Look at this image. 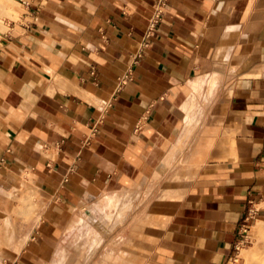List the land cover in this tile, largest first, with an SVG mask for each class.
<instances>
[{
	"label": "crops",
	"instance_id": "0c3cea01",
	"mask_svg": "<svg viewBox=\"0 0 264 264\" xmlns=\"http://www.w3.org/2000/svg\"><path fill=\"white\" fill-rule=\"evenodd\" d=\"M18 2L0 264H230L264 222V0Z\"/></svg>",
	"mask_w": 264,
	"mask_h": 264
},
{
	"label": "rangeland",
	"instance_id": "374dc122",
	"mask_svg": "<svg viewBox=\"0 0 264 264\" xmlns=\"http://www.w3.org/2000/svg\"><path fill=\"white\" fill-rule=\"evenodd\" d=\"M18 1L19 0H7V11L5 10L4 16L7 30L5 29L6 31H4V29L0 28V46L7 36L15 33L16 28L23 22V8ZM258 226L264 227V222L259 223L255 220L247 227L239 250L231 259L230 264H264V236L255 231V227ZM13 236V234H0L1 245H6L7 241ZM80 252L81 251H79V253ZM82 252L84 253L85 250Z\"/></svg>",
	"mask_w": 264,
	"mask_h": 264
},
{
	"label": "bare ground",
	"instance_id": "6f19581e",
	"mask_svg": "<svg viewBox=\"0 0 264 264\" xmlns=\"http://www.w3.org/2000/svg\"><path fill=\"white\" fill-rule=\"evenodd\" d=\"M6 3H7V0H0V28L1 29H4V31L7 30V25L5 24L6 21L4 22V20H5L4 19L5 10L7 9L6 8V5H7ZM6 13H8V12H6ZM6 15H8V14H6ZM0 34H1V32H0ZM259 223H263V222H259ZM255 231L257 233H259L260 235H263L264 236V227L263 226L255 227Z\"/></svg>",
	"mask_w": 264,
	"mask_h": 264
}]
</instances>
